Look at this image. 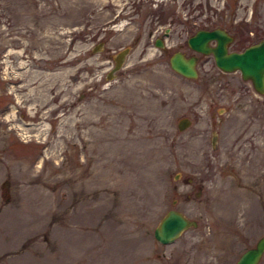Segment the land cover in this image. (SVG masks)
<instances>
[{
    "label": "rangeland",
    "instance_id": "1",
    "mask_svg": "<svg viewBox=\"0 0 264 264\" xmlns=\"http://www.w3.org/2000/svg\"><path fill=\"white\" fill-rule=\"evenodd\" d=\"M230 23L264 0H0V264H232L264 233V94L168 64ZM172 206L197 224L158 242Z\"/></svg>",
    "mask_w": 264,
    "mask_h": 264
},
{
    "label": "water",
    "instance_id": "2",
    "mask_svg": "<svg viewBox=\"0 0 264 264\" xmlns=\"http://www.w3.org/2000/svg\"><path fill=\"white\" fill-rule=\"evenodd\" d=\"M222 29L216 27L205 28L198 27L187 35L186 42L193 50L208 52L207 41L213 36H222ZM101 41L92 46V50L101 47ZM156 45H162V41L156 40ZM128 51V45L115 50L112 54V65L106 70V77L113 75V71L118 68L122 62L125 53ZM195 55H186L180 49H174L168 55V64L176 72L185 76H195ZM217 63L226 69L237 67L243 77L251 79L254 87L264 90V37L254 43L249 44L241 51H231L225 56H219ZM190 122L188 116H180L176 125L183 128ZM210 144L215 145L214 131L210 134ZM197 221L193 217L187 216L182 210L176 207H168L158 218L152 227V235L161 243H167L174 240L180 232L188 226H195ZM264 251V233L260 234L252 245L245 247L235 258L232 264H257L258 259Z\"/></svg>",
    "mask_w": 264,
    "mask_h": 264
},
{
    "label": "flooded vegetation",
    "instance_id": "3",
    "mask_svg": "<svg viewBox=\"0 0 264 264\" xmlns=\"http://www.w3.org/2000/svg\"><path fill=\"white\" fill-rule=\"evenodd\" d=\"M216 26L218 28L222 29V31L224 33L222 34V36H213V37L209 38V40L207 41V44L210 48L208 52L193 50L187 44L186 38H185V43H186V46L190 49V51L189 52H186L183 50L182 51L186 55H188V54H194L195 55L194 65H195L196 70H197V65L203 61L202 59H204V58H202V56L207 53L209 61H210V69L215 73V75L218 74V75L223 76V81H222L223 84H226L228 82L229 78L232 77V76H227L228 78H225L226 75H228L227 73H232L235 77H238L240 80L238 85H236V87H234V88L240 87L242 90H245V91H247L248 89L251 88L253 93H255L257 95L258 94L259 95L264 94V90L263 91L257 90L254 87V85L252 84L251 79L248 77H243L241 75L240 70L237 67L232 68V69H226L217 63L219 56H225L231 51H241L246 46H248L249 44L254 43L257 40H259L260 38L264 37V31L262 29H260L259 27L257 28V26H255V25H245L244 23H242L241 25H239L237 23H230L229 25L214 24L211 26H202V27L211 28V27H216ZM163 32L165 33L166 30H164ZM156 40L162 41V44H163L162 35L153 36L152 43L154 45H156V43H155ZM179 45H181V44H179ZM158 46H160V45H158ZM211 121L217 122L218 120L217 119L215 120L214 118H212ZM212 131H214L215 140H216V137H217L216 128L211 127L210 128V134L212 133Z\"/></svg>",
    "mask_w": 264,
    "mask_h": 264
},
{
    "label": "bare ground",
    "instance_id": "4",
    "mask_svg": "<svg viewBox=\"0 0 264 264\" xmlns=\"http://www.w3.org/2000/svg\"><path fill=\"white\" fill-rule=\"evenodd\" d=\"M59 75H61V74H59ZM65 84H66V83H65ZM59 87H61V86H59ZM66 89H67V88H66ZM60 91H61V90H60ZM91 106H92V105H91ZM92 107H93V106H92ZM90 109H91V108H90ZM97 109H98V108H97ZM102 111H105V110H102ZM85 112H86V111H85ZM85 112H84V113H85ZM79 114H80V113H79ZM87 116H88V115H87ZM94 116H95V115H94Z\"/></svg>",
    "mask_w": 264,
    "mask_h": 264
},
{
    "label": "trees",
    "instance_id": "5",
    "mask_svg": "<svg viewBox=\"0 0 264 264\" xmlns=\"http://www.w3.org/2000/svg\"><path fill=\"white\" fill-rule=\"evenodd\" d=\"M200 26H205V25L200 24Z\"/></svg>",
    "mask_w": 264,
    "mask_h": 264
}]
</instances>
